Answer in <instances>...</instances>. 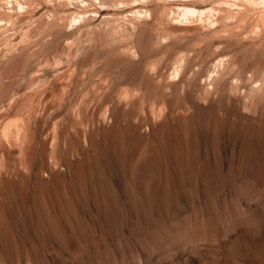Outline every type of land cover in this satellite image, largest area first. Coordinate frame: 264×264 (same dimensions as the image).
I'll return each instance as SVG.
<instances>
[{"label": "rangeland", "instance_id": "374dc122", "mask_svg": "<svg viewBox=\"0 0 264 264\" xmlns=\"http://www.w3.org/2000/svg\"><path fill=\"white\" fill-rule=\"evenodd\" d=\"M263 196L264 0H0V264H264Z\"/></svg>", "mask_w": 264, "mask_h": 264}, {"label": "bare ground", "instance_id": "6f19581e", "mask_svg": "<svg viewBox=\"0 0 264 264\" xmlns=\"http://www.w3.org/2000/svg\"><path fill=\"white\" fill-rule=\"evenodd\" d=\"M11 126V125H10ZM17 126V125H16ZM15 126V127H16ZM4 128V127H3ZM18 128V127H17ZM8 129V128H7ZM10 129V128H9ZM17 130V129H16ZM15 130V131H16ZM5 131V130H4ZM8 132H9V130H7ZM2 133H3V131H2ZM4 133H6V132H4ZM3 133V134H4ZM8 133H6V135H7ZM11 134V133H10ZM18 134V133H17ZM21 134V133H20ZM19 134V135H20ZM6 135H4V137L6 136ZM12 135V134H11ZM11 135H9V136H11ZM13 137H14V133H13ZM6 138V137H5ZM4 138V139H5ZM7 139V138H6ZM15 140V139H14ZM12 142V141H11ZM16 142H17V140H16ZM264 197V196H263ZM263 197H262V204H263V206H264V200H263ZM260 202V201H259ZM236 207V206H235ZM262 208V207H261ZM237 209H239V208H237ZM242 210V209H241ZM219 211V210H218ZM221 211V210H220ZM224 211V210H223ZM226 211V210H225ZM217 212V211H216ZM222 212V211H221ZM229 212H230V210H229ZM253 212V211H252ZM233 214V213H232ZM263 214H264V212H263ZM243 214H242V211H236L235 213H234V218H235V220H234V224H235V226H236V224H238V225H240V226H248L249 224H248V222H250V221H245V219H243L242 216ZM245 216V215H244ZM256 216V215H255ZM216 217V216H215ZM220 217V216H219ZM224 217V216H223ZM231 216H229V218H230ZM225 218H226V216H225ZM232 218V217H231ZM220 219H221V217H220ZM228 220V219H227ZM250 220V219H249ZM219 221V220H218ZM222 221H224V219L222 220ZM212 222H213V220H212ZM216 222V221H215ZM224 222H226V221H224ZM232 222V221H231ZM205 223V222H204ZM204 223H202V225H204ZM247 224V225H246ZM229 225V224H228ZM222 226V225H221ZM225 226H226V224H225ZM206 227V226H205ZM218 227V226H217ZM203 228V227H202ZM220 228V227H219ZM231 228V227H230ZM250 229V228H249ZM203 230V229H202ZM248 230V229H247ZM204 231V230H203ZM234 232V231H233ZM211 235V234H210Z\"/></svg>", "mask_w": 264, "mask_h": 264}]
</instances>
